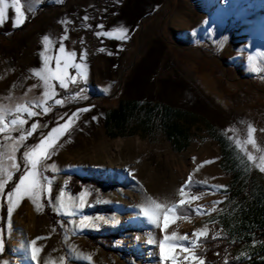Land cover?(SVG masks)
I'll use <instances>...</instances> for the list:
<instances>
[{
	"label": "rangeland",
	"instance_id": "1",
	"mask_svg": "<svg viewBox=\"0 0 264 264\" xmlns=\"http://www.w3.org/2000/svg\"><path fill=\"white\" fill-rule=\"evenodd\" d=\"M20 5L23 23L30 18L28 26L13 27L11 7L8 19L0 23V107L6 110V122L19 117L25 123L22 128L8 125L0 132V156L7 155L22 130L26 133L32 123L37 128L16 148L19 167L9 169L11 179L0 191V264H33L28 245L37 237L42 239L36 240L41 251L35 264H138L128 247L130 233L139 236L141 231L158 229L137 215L149 196L173 208L176 219L165 234L183 235L178 228L182 223L188 240L181 243L203 264L201 240L207 236L226 245L219 257L221 264H248L254 254L264 252V242L251 239L252 231L238 230L264 229L256 223L245 227L242 222L250 207L264 209V172L230 146L224 133L207 118L151 99L143 89L123 96L126 79L147 50L144 38L160 40L165 57L207 103L254 127L259 151L264 154V59L257 60L256 72L246 67L249 53L255 56L264 50V0H154L150 9L141 10L137 25L123 41L96 32L106 29L115 34L124 28L134 9L133 0H20ZM44 35L51 41L48 54L65 36V48L76 53L77 62L84 52L85 60L80 63L86 65L85 79L69 69L77 76L75 83L69 81L66 89H60L52 81L51 88L45 89L33 75L41 67ZM101 47L104 52L99 51ZM169 74L174 76L173 69ZM45 91L56 95L46 99ZM56 99L61 104H55ZM119 103L135 106L121 125L111 120ZM18 105L35 115L17 112ZM85 107L89 111L78 113L70 128L92 124L100 145L79 158L77 166L53 164L51 158L46 161L49 166L39 171L49 177L47 196L42 194L35 203L24 197L9 214L6 197L25 166L23 152L43 138L55 121L63 124ZM101 109L104 118L93 121L91 117ZM175 114H179L176 124L185 131L184 140L178 143L168 132ZM119 162L123 165L118 166ZM125 169L134 180L126 178ZM73 176L86 179L75 194L68 189L75 186ZM186 181L185 199H196L180 205L179 190ZM60 200L70 203L74 214L65 215L58 208ZM84 216L89 219L78 227ZM193 232L203 235L192 236ZM160 238L153 235L150 239L156 244H147L156 249L150 264H160ZM175 254L180 264H194L178 248ZM261 259L264 262V256Z\"/></svg>",
	"mask_w": 264,
	"mask_h": 264
},
{
	"label": "snow or ice",
	"instance_id": "2",
	"mask_svg": "<svg viewBox=\"0 0 264 264\" xmlns=\"http://www.w3.org/2000/svg\"><path fill=\"white\" fill-rule=\"evenodd\" d=\"M59 2V0H57ZM11 7L13 11L12 19L13 27L18 26V24L23 23L24 13L22 11L20 0H0V23L5 22L8 19V10ZM87 19V17H85ZM103 25H97V28H103ZM128 29L120 28L115 31L103 30L97 31L96 35L100 37H107L109 40H126ZM66 38L62 37L61 42L58 48L52 54H48V48L51 43L48 35H44L42 37L43 51L39 53V61L41 67L39 70H33V75L38 76L40 81L43 82L45 89H50V82L55 81L58 84L60 89H66L68 86V82L71 81L73 83L76 82L77 76L75 74H70L69 69H73L75 73L79 74V78L81 80L86 78V74L83 69L86 65H83L80 62L85 60L84 52L81 51L79 54V61H76V53L74 51L66 50L65 44L63 40ZM100 52H104L105 49L101 47L99 49ZM110 55L112 53H109ZM264 59V50L260 51L257 55H253L249 53L247 58V66H251L253 72H256L258 69L256 67L257 60ZM54 65V66H53ZM107 91V89H105ZM56 93L54 91H45V98H49L50 96H55ZM55 104H61V100L56 99ZM41 107H43L41 105ZM17 112L26 111L29 117L35 115V113L23 105H18L16 108ZM44 111L47 112L48 109L44 108ZM89 111V108H79L74 111L71 116L68 117L67 121L63 124H58L51 128L50 131L47 132L43 138H40L38 142L33 144L28 150L23 152V159L25 166L22 169V173L19 175L18 181L15 183V187L11 192L7 194V200L9 201V207L7 208V212L9 214L12 213L13 207L24 197H27L29 200H32L34 203L39 200L41 195L47 196L49 192L48 181L49 177L42 176L40 174L39 169L41 167H48L45 162L48 161L52 154L56 151V148L59 146L57 141L60 140V137L63 136L68 129V125L72 122L74 118L77 117L78 113ZM5 112L6 110L0 107V132H4L5 128L8 125L12 126H22L25 121L19 117L9 122L5 121ZM91 119L96 120L95 116H92ZM87 123V121H85ZM37 128L36 123H32L30 129L25 133L23 130L20 135L15 139L11 150L7 153L6 156H0V173L4 174V179L0 180V191L4 188V183L11 179V171L9 169H17L19 166L16 162L15 158V150L16 148L23 144L25 141V137L32 136V130ZM253 129L252 127L248 128V137L249 142H251ZM237 148L240 147V142L237 140L236 142ZM248 161L251 162L253 160L252 155H248ZM262 163L258 165L259 170L264 172V157L261 158ZM210 161H203V164L209 163ZM126 178L130 180H134L135 178L132 175V172L125 169ZM180 186L179 190V204L184 205L186 203H190L191 200H195L196 197L192 196L190 200L185 199V185ZM220 186H214V188H219ZM217 203V202H213ZM39 206V205H38ZM58 208L64 210L65 215H72L74 213L71 212V204L60 200L58 201ZM195 212H199V209H193ZM137 215L147 220L149 224L154 225L159 229L161 238L158 242V258L160 264H180V260L177 258L176 250L179 249L180 252L185 253L184 259L187 261H192L194 264H203V261L197 259L195 256L189 255L190 249L188 247L183 246L181 242L188 240L187 234L177 235L176 232H172L170 235L165 234V228L169 223L173 222L176 219V216L173 214V208L167 207L152 197H147L144 204L139 206ZM89 217L84 216L82 218L81 225L78 227H83V221H87ZM71 223V221H69ZM203 233L193 232L192 236H200ZM42 239V237H37L33 241H31L28 245V254L30 256L31 261L35 264L37 260L38 253L41 249L36 245V240ZM149 245L156 244L155 240L149 239L146 241ZM3 244L0 242V251H2ZM89 262L91 260L90 257H85Z\"/></svg>",
	"mask_w": 264,
	"mask_h": 264
},
{
	"label": "bare ground",
	"instance_id": "3",
	"mask_svg": "<svg viewBox=\"0 0 264 264\" xmlns=\"http://www.w3.org/2000/svg\"><path fill=\"white\" fill-rule=\"evenodd\" d=\"M153 1L154 0H133L134 9L129 16V20L124 25V28L128 29L127 33L137 25L141 10L145 7L146 9H150ZM146 39L147 37L144 38V45H147L145 55L141 62L134 65L131 74L126 79L123 96H128L132 90L143 89L150 94L151 99H158L172 106L193 111L207 118L216 129H220L224 133L230 146L235 147L247 161L248 155H252L253 160L251 163L258 167V165L262 163L261 158L264 157V154L259 151V146L254 137V127L246 125L243 120H234L222 114L211 104L207 103L197 93L194 86L186 81L184 77L174 69L172 62L165 57L164 44L155 38L147 41ZM114 64L115 63H112V65ZM170 69H173L174 76L169 74ZM83 71L85 72L84 69ZM95 117L96 122L101 121L104 118V109L97 110ZM75 121L76 118L72 120L65 134L57 141L59 146L51 156V162L53 164L54 162H65L66 165L77 166L80 161L79 158L89 153L95 146L100 145L101 141H98L94 136L95 131L92 124H81L77 128H70V125ZM58 124L59 123L55 121V124L51 126L48 131ZM244 126L245 129H243ZM249 127L253 129L251 142H249L248 137ZM237 140L240 142L239 148L236 146ZM104 147H108V145L105 144ZM117 165L121 166L123 163L119 162ZM178 228H180L179 231H181V233H186V229L182 223ZM21 234L22 230L20 229L16 234L18 240ZM153 235H155L156 238L159 237V229H152L149 233L141 231L139 236L130 233L131 240L128 243V247H130L134 253V257H136L138 264H150L153 256H155L156 249H149L147 243L144 242V240H149ZM137 238H139V240ZM140 244H142V246H140Z\"/></svg>",
	"mask_w": 264,
	"mask_h": 264
},
{
	"label": "trees",
	"instance_id": "4",
	"mask_svg": "<svg viewBox=\"0 0 264 264\" xmlns=\"http://www.w3.org/2000/svg\"><path fill=\"white\" fill-rule=\"evenodd\" d=\"M30 18H27V20L23 23L21 28H24L29 25ZM135 109V106L133 104L127 103V104H117V107L115 111L111 115V120H113L116 124L121 125L125 117L127 116V111H132ZM175 119L174 123H170L168 126V132L171 137V140L175 141V143L183 141L184 140V129L176 124L177 118H179V114L173 115ZM71 182L75 184L74 187L69 186L68 189L71 193L75 194L78 192L79 188L86 182V179L83 177H77L73 176L71 178ZM232 198H236L235 195H232ZM2 214V212H1ZM243 226H247L249 224L253 225L256 223L257 225L264 226V209L261 208H253L250 207V210L247 214L244 215L243 219ZM245 224V225H244ZM239 231L244 232H250L252 231V237L251 239H255L259 242H264V229H238ZM105 237V235L103 236ZM94 239V238H93ZM220 239H215L211 236H207L201 240V243L203 244V249L201 251V256L203 255L204 264H221L219 262V257L222 253L223 248H225L226 245H223L221 243ZM239 242L233 241L232 244L234 246H237ZM263 251L258 252L252 256V259L250 263L248 264H264L263 260L261 259L264 254Z\"/></svg>",
	"mask_w": 264,
	"mask_h": 264
}]
</instances>
